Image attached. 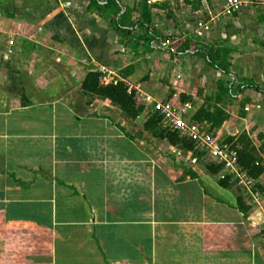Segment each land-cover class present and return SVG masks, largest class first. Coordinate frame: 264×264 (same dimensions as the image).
Masks as SVG:
<instances>
[{"label":"crops","instance_id":"1","mask_svg":"<svg viewBox=\"0 0 264 264\" xmlns=\"http://www.w3.org/2000/svg\"><path fill=\"white\" fill-rule=\"evenodd\" d=\"M42 2L0 0V264H264V212L261 224L244 215L222 171L175 163V146L145 129L142 103L132 120L83 94L88 73L114 66L112 43L95 54L76 27H55ZM263 96L235 95L249 105L241 120ZM251 124L232 136L246 134L264 166V130Z\"/></svg>","mask_w":264,"mask_h":264},{"label":"rangeland","instance_id":"2","mask_svg":"<svg viewBox=\"0 0 264 264\" xmlns=\"http://www.w3.org/2000/svg\"><path fill=\"white\" fill-rule=\"evenodd\" d=\"M41 1V5H45L46 16L55 15L52 19L55 27H76L81 36H87L89 45H94L95 54L98 52L95 45L101 41L112 43L114 66L100 64L94 69L100 75V85L122 82L139 106L142 105V98L151 96L158 101L189 104L195 114L201 110L215 113L216 109H221L224 113L221 125L212 128V122L206 123L205 119L201 123L207 124L210 131L222 140L231 139L229 144L236 150L242 147V138L233 136L243 133L245 127L251 129L254 122L255 128L264 130V96L256 104L262 107L261 110L257 107L250 108L251 112L245 110L250 115L246 117L250 121L245 123L240 119L244 109L249 107L244 98L238 102L239 97L231 99L219 89L220 83L227 87L232 85L233 95H236L238 87L243 85V76H250L258 82L264 80V0H247V6L243 5L236 12L229 9V0ZM92 22L94 30L85 32L86 23L90 27ZM221 47L238 53L223 61V67H229L230 75L209 68L204 58L194 54L195 50ZM83 59L80 56V65H83ZM91 62L98 64L96 58ZM219 63L222 64L221 60ZM101 77H106V82L100 81ZM88 96L100 100L99 97ZM254 110L259 112L251 115ZM134 126L136 131H140L137 125ZM146 138L158 146L166 144L159 139H150L149 134ZM263 143L256 142V145L260 147ZM182 144L168 147L173 151L170 154L172 160L175 163H198V171L209 174L212 162L195 147L188 150ZM254 180L256 191L262 195V217L255 213L261 206L251 205L253 200L237 182L230 184L229 192L233 197L244 199L243 203L249 204L247 217H255L254 222L261 224L264 174ZM254 222L246 223L248 233L252 231L249 224ZM258 237L257 242L262 243L264 234Z\"/></svg>","mask_w":264,"mask_h":264},{"label":"trees","instance_id":"3","mask_svg":"<svg viewBox=\"0 0 264 264\" xmlns=\"http://www.w3.org/2000/svg\"><path fill=\"white\" fill-rule=\"evenodd\" d=\"M230 52L231 50L221 47L217 49L211 48L209 50H195L194 54L204 58L210 67L216 70H221L223 74L230 75L231 73L229 71V67H223V61H227L229 59ZM220 60L222 64L219 63ZM99 76L100 75L97 72H90L86 75L82 83L83 94L96 96L102 100L110 101L111 104L119 107L129 119L135 120L138 118L143 112V107L137 106L134 95L128 94L126 86L122 82L113 83L106 86L100 85ZM242 81L243 85L238 87L236 95L241 94L243 91L249 89L264 94V88H260L254 82L248 80ZM219 89L223 94L229 96V98L232 99L235 97V95H233L232 85L227 87L220 83ZM223 115L224 113L221 111V109H216L215 113H207L201 110L195 114L194 120L197 122H203L205 119L206 123L212 122L213 128L223 123ZM145 129L150 131L154 137H157L161 140H167L173 146H178L179 143H183V147L188 150H192L194 147L193 144L180 139L177 133L160 129L159 118L155 115L151 116L147 120L145 123ZM240 138H242L240 141L242 147L237 149L239 165L250 177L257 180L264 174V166L258 157L256 148L252 145L249 138L243 135ZM230 141L231 139H228L227 143H230ZM209 171L211 174L216 175L221 171V167H216V165H213L209 167ZM231 181L232 177L227 175L225 179L221 180L220 185L224 188H228L231 184ZM238 202L240 211L245 215L248 211V208L245 207L241 197H239Z\"/></svg>","mask_w":264,"mask_h":264},{"label":"built area","instance_id":"4","mask_svg":"<svg viewBox=\"0 0 264 264\" xmlns=\"http://www.w3.org/2000/svg\"><path fill=\"white\" fill-rule=\"evenodd\" d=\"M243 5L247 6V0L228 1V7L233 12ZM10 44L13 45V41ZM101 80L106 82V77H101ZM142 104L147 110L146 115L159 118V125L164 131L177 133L180 139L193 144L214 165L221 167L223 175L233 177L246 195L258 205L261 204L262 195L255 189V180L240 167L237 150L212 133L207 124L195 121L191 105L158 101L151 96L142 98Z\"/></svg>","mask_w":264,"mask_h":264}]
</instances>
